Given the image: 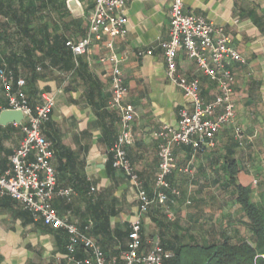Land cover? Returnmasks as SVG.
<instances>
[{
  "label": "crops",
  "instance_id": "0c3cea01",
  "mask_svg": "<svg viewBox=\"0 0 264 264\" xmlns=\"http://www.w3.org/2000/svg\"><path fill=\"white\" fill-rule=\"evenodd\" d=\"M69 1L35 0L33 16H28L20 11L22 6L27 8V1L0 0V70L11 69L26 80L33 108L54 99L53 113L42 132L51 143L56 188L72 194L55 196L52 205L81 231L90 226L91 237L109 264H123L138 204L129 179L113 167L111 150L120 135V114L110 108L111 68L100 63L111 54L106 47L109 39L94 41L84 56L75 58L63 43L86 38L94 0H77V12ZM172 2L127 0V35L113 40L112 53L121 61L129 89L127 101L136 111L126 152L151 199L157 196L159 167L154 134L162 126L176 128L180 111L189 108L183 92L166 78L162 44L169 39ZM183 4L187 13L222 28L247 63L229 66L235 76L234 125L220 131L213 147L200 151L174 147L169 180L180 197H171L165 206L155 202L143 219L144 249L150 251L158 241L168 248L167 258L173 255L169 248L179 244L249 237L236 188L252 189L254 200L264 190V0H183ZM27 29H32L29 35ZM141 51L152 54L140 57ZM178 69L199 80L204 103L214 100L215 84L182 49ZM6 110L9 103L0 85V116ZM23 124L24 120L0 124V174L12 168L10 158L23 138ZM235 127L249 139L243 147L234 138ZM67 244L63 229L36 221L8 196L0 199V264H71ZM74 256L85 259L87 254L77 251Z\"/></svg>",
  "mask_w": 264,
  "mask_h": 264
},
{
  "label": "built area",
  "instance_id": "2783aa9c",
  "mask_svg": "<svg viewBox=\"0 0 264 264\" xmlns=\"http://www.w3.org/2000/svg\"><path fill=\"white\" fill-rule=\"evenodd\" d=\"M126 9L127 0H94L86 38L80 42L69 40L67 47L75 58H79L88 52L94 41L100 42L105 37L109 39L106 47L111 54L102 57L100 63L111 68L110 108L120 114L121 131L111 150L113 167L129 179L138 204L123 261L124 264H164L168 256L158 241L150 251L143 248V219L155 202L165 206L171 202V197H180V191L173 188L169 180L175 163L174 147L191 146L196 151L206 146L213 147L220 131L234 125L235 76L229 66L232 63L245 65L247 61L222 28H216L203 16L187 13L183 0H173L169 39L162 44L166 78L183 92L189 100V108L180 111L176 128L162 126L154 134L159 142V167L155 181L157 196L151 199L127 156L126 146L132 139L136 111L127 101L129 89L125 84L121 61L112 53L113 40L124 39L128 32ZM181 49L196 68L215 84L217 94L212 102L204 103L199 80L189 79L179 72L178 54ZM151 54V51H141L138 55L144 57ZM0 85L10 110L20 111L24 116L23 138L10 158L12 168L4 175L0 174V199L8 196L18 202L24 211L30 212L36 221L63 229L68 235L67 251L71 264H109L98 242L88 234L90 226L81 231L76 224L60 217L52 205L55 196L68 197L72 194V190L56 188L57 174L52 165L51 143L42 132L53 113L54 99L49 98L40 106L31 107L25 91L26 80L17 78L11 69L0 70ZM234 138L240 147L249 141L240 127L234 128ZM77 251H82L87 257L77 259L74 256Z\"/></svg>",
  "mask_w": 264,
  "mask_h": 264
},
{
  "label": "trees",
  "instance_id": "16d2710c",
  "mask_svg": "<svg viewBox=\"0 0 264 264\" xmlns=\"http://www.w3.org/2000/svg\"><path fill=\"white\" fill-rule=\"evenodd\" d=\"M25 1H27V8L23 9L24 6H22L20 11L25 12L28 16H33L35 0ZM29 24L31 23L27 24L28 27ZM30 31L32 29H27L25 34L29 35ZM29 40L32 44L31 37ZM63 44L65 48H68L66 41ZM25 58L29 63L30 55H26ZM236 189L238 191L237 202L247 219L250 236L236 239L234 242L230 238H222L212 243L205 241L202 245L179 244L169 248L173 255L172 258H165L164 264H264V190L258 194L257 200H254L252 189L240 187ZM88 234L92 235L91 230ZM162 245L165 253L168 248L163 243ZM122 262L124 264V261Z\"/></svg>",
  "mask_w": 264,
  "mask_h": 264
},
{
  "label": "water",
  "instance_id": "95a60500",
  "mask_svg": "<svg viewBox=\"0 0 264 264\" xmlns=\"http://www.w3.org/2000/svg\"><path fill=\"white\" fill-rule=\"evenodd\" d=\"M70 8L77 12L78 11V2L77 0H70L69 1ZM80 10V9H79ZM82 13V11L80 10ZM24 116L20 111H14V110H6L4 111L0 116V124L1 125H8V124H21L23 122Z\"/></svg>",
  "mask_w": 264,
  "mask_h": 264
}]
</instances>
